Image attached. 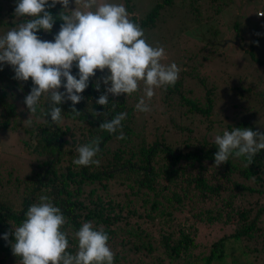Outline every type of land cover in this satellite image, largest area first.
<instances>
[{"label": "trees", "instance_id": "1", "mask_svg": "<svg viewBox=\"0 0 264 264\" xmlns=\"http://www.w3.org/2000/svg\"><path fill=\"white\" fill-rule=\"evenodd\" d=\"M2 1L7 6L4 11ZM16 2L0 0V36L24 22L23 18L15 16ZM229 2L233 0H154L140 17L133 15L130 4L126 7L131 20L144 30L147 43L160 25L170 19L174 21L179 15L175 31L171 32L177 33L173 43L177 44L187 27L185 21L194 26L207 24ZM254 3L248 0L245 7L254 5L257 10L260 0ZM260 6L264 11V2ZM48 11L56 17L53 29L51 33L40 30L37 35L42 40L54 41L63 23L59 19L62 6L57 4ZM262 17L256 15L259 20L264 19ZM239 26L236 19L233 31L237 38H241ZM209 30L214 38L219 34L215 27ZM257 42L258 36L250 43L249 53L255 62L264 66V60L254 55ZM177 50L181 51L180 47ZM215 52L213 49L198 61L187 52H182L185 58L163 60L166 65L175 62L180 68L174 86L156 89L163 94L167 114L178 110L176 119L168 116L175 133L179 134V139L175 140L168 138L170 130L166 135L155 134L149 140L151 134L147 135L145 129L137 125L143 112L137 111L135 106L141 98L143 84L139 92L130 96L109 94V104L101 106L96 100L105 86L101 84L100 91H96L95 82L106 75L107 70L105 74L97 71L81 94L84 99L75 105L80 113L76 115L71 111V101L57 105L62 108L63 120L54 125L50 116L45 115L49 110L46 97L41 98L36 113L27 110L24 100L33 87L31 78L27 82L17 81L12 67L4 65L0 70V82L4 84L0 85V137L5 131L26 136L21 146L28 156L34 157L36 166L25 178L15 177L13 181L14 167H8L3 174L0 161V264H21V258L13 254L9 243L14 242V235L10 234L9 241H5L3 234L14 232L22 224L27 208L39 203L41 195L50 197L65 216L67 223L63 230L68 234L67 251L71 254L78 250L75 232L85 222H91L95 229H103L108 235L114 264H124L132 255L148 258L161 248L165 264H227L228 257L233 258L234 264H243L247 255L264 253V150L251 164L246 157L231 156L227 163L215 166L214 155L218 152L213 142L215 135L234 128L261 131L248 119L227 125L221 120L209 119L215 111L216 99L226 97V103L235 104V90H239L237 98H244V92L237 87L217 97L216 85L209 86L207 78L201 74L206 62L214 59L225 62L222 54ZM254 71L257 72L256 67ZM77 73L78 69L73 67L72 74ZM262 76L264 71L258 72V80ZM190 81L206 89L204 102L189 96L194 92L185 89ZM60 90L65 91L63 87ZM15 96L23 106V119L18 116ZM259 96L264 103V89ZM95 112L103 115L95 116ZM121 112L127 114L122 121L125 138L117 139L119 130L109 133L99 125ZM202 125L206 126L203 132L200 131ZM97 138L99 152L94 159L99 160V165H75L77 149ZM3 153L0 149V158ZM111 186L124 188V193L113 194ZM216 227L228 228L230 233H224L207 245L198 243L203 230ZM235 251H238L237 257Z\"/></svg>", "mask_w": 264, "mask_h": 264}, {"label": "clouds", "instance_id": "2", "mask_svg": "<svg viewBox=\"0 0 264 264\" xmlns=\"http://www.w3.org/2000/svg\"><path fill=\"white\" fill-rule=\"evenodd\" d=\"M57 4L62 6L59 19L63 23L54 41L42 40L37 32L51 33L56 17L48 9ZM14 13L24 22L0 36V70L10 65L17 81L31 78L33 87L24 100L27 110L36 113L41 98L46 97L49 110L45 115L54 125L63 120L62 108L57 105L71 101V111L80 113L75 105L84 99L81 94L97 71L107 70L95 82L96 91H100L101 84L105 86L97 104L108 105L109 94L130 96L139 92L143 84V96L135 108L145 113L151 111L146 100L151 101L155 90L174 86L179 79L180 68L175 62L162 63L165 49L147 43L144 30L131 20L124 4L107 0H17ZM258 15L264 16V12ZM73 67L78 69L77 75L72 74ZM62 87L65 91L60 90ZM100 115L103 113L95 112V116ZM126 116L121 112L99 128L109 133L119 130L117 139H124L122 121ZM213 142L218 146L214 155L216 167L227 163L231 156L246 157L251 164L264 150V132L234 128L215 135ZM77 152L75 165H99V160L94 159L99 152L98 138L80 146ZM25 216L14 232L3 234L5 241L14 235V242L9 243L21 264H114L108 235L103 229H95L91 222L83 223L75 232L76 253L67 251L68 234L63 230L67 221L50 197L41 195L39 203L30 205Z\"/></svg>", "mask_w": 264, "mask_h": 264}, {"label": "rangeland", "instance_id": "3", "mask_svg": "<svg viewBox=\"0 0 264 264\" xmlns=\"http://www.w3.org/2000/svg\"><path fill=\"white\" fill-rule=\"evenodd\" d=\"M246 1L248 0H233V2L225 4L221 13L214 17V19L212 18L207 24L203 23L202 26H194L191 22L185 21L187 27L181 34L180 43L173 44L177 33L171 32L175 31V26L179 22H177L179 16L177 15V19H174V21L170 19V21L164 25H160L156 33L150 35L151 41H149V44L153 47L162 46L165 49V61L171 59L175 61L185 58L182 57L184 56L182 52H187L193 56L195 55V61L200 60L202 55L211 54L210 52H213V49L217 51L214 54H222L225 61L223 64L219 59L208 61L201 69V74L207 78L209 86L212 84L216 85L217 91L214 90V93L216 92L217 97L218 94L223 96L225 92H231V88L237 87L244 92V98H237L239 90L234 89L236 91V95L233 97L236 101L235 104L226 103V97H222L221 100L216 99L215 111L211 114L209 119L214 121L221 120L225 125L229 123L235 124L238 121H245L248 119L255 124L259 130L264 131V103L259 96V93L264 89V82L262 81L264 77L262 76L259 80L257 77L258 72L264 71V66L255 62L249 53L250 43L258 36V43L255 44L254 48V55L257 59L264 60V19L259 20L256 18V15L259 16L258 14L260 12H264L260 6L264 0H260V4L257 3V0H251L257 3V10H255L254 5H247L245 7ZM107 2L124 4L125 7L127 4H130L132 6L133 15L140 17L150 9L154 0H107ZM241 4H244V6ZM1 5L3 11L7 9L5 2L2 1ZM71 7L74 8L75 4L72 3ZM203 7H205V5ZM208 7L209 4L207 5V8ZM210 12L213 11L210 9ZM236 19L240 25L238 34H240L241 38H237V33L233 31ZM210 27H215L219 31V34L215 35V38L209 30ZM205 44H209L213 49H211L212 47H203ZM178 47H180L181 51L177 50ZM162 63H164V61H162ZM255 67L257 68V72L254 71ZM105 73L107 74V72ZM5 84H7V82ZM0 85L4 84L0 82ZM209 86H207V88H209ZM185 89H193L194 92L191 93L192 95H189L190 97L192 96L195 100L201 102L205 101L206 89L201 85L197 86L196 83L190 81L188 85L185 86ZM139 94L142 97L143 90ZM15 99L18 100L15 102L18 116L20 119H23L21 115L23 106L19 102L20 99L16 98V96ZM162 99V92L155 90V95L151 101L146 100L151 111L147 113L143 112L142 116L138 119L137 125L145 129L147 135L151 134L149 140H152L155 134L159 136L162 134L166 135L168 130H170L168 134L170 140L179 139V134L175 133L176 129L171 126L172 124L168 117L172 115L173 118L176 119L178 110L167 114ZM175 103L177 104V102ZM24 121L26 122V118ZM205 125H207V122H205ZM204 127L206 126L202 125L200 128L201 132L204 131ZM25 137L26 136L22 135L20 132L10 131H5L0 137V149L4 152L0 158L3 165V174L7 173L6 169H8V167H14L11 176L13 181H15V177L20 179L25 178L33 172L36 166L34 157L28 156L26 154L27 151L22 149L21 140ZM210 139L213 140V137H210ZM3 160H5V163L2 162ZM111 187L116 190H112L114 191L113 194L124 193V188ZM133 227L135 226L133 225ZM229 231L228 228L220 227L203 230L202 236H199L197 241L199 244L203 243L207 245L224 233H230ZM153 235H156V231L153 232ZM234 254L237 257L238 251H235ZM232 260V257H228L227 264H234ZM243 261L245 264H264V253H251L247 255V258H243ZM123 262L124 264H165V253L161 248L148 258L144 259L140 256L132 255ZM239 264H241V262H239Z\"/></svg>", "mask_w": 264, "mask_h": 264}]
</instances>
